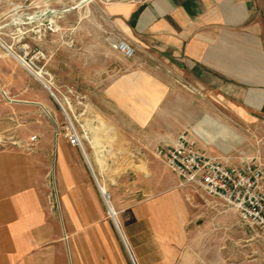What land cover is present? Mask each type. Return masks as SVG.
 <instances>
[{"label": "crops", "instance_id": "obj_1", "mask_svg": "<svg viewBox=\"0 0 264 264\" xmlns=\"http://www.w3.org/2000/svg\"><path fill=\"white\" fill-rule=\"evenodd\" d=\"M100 12L93 17L99 46L79 47L74 78L66 73L61 84L93 116L116 124L129 166L145 171H101L117 161L101 155L94 126L83 129L90 165L63 129L53 131V143L1 150L0 264H132L127 249L134 264H239L228 261L226 239L213 240L211 226L199 225L202 212L189 199L200 189L179 188L153 152L185 132L229 166L254 159L235 144V125L264 120V0H136ZM116 40L130 44L134 57L118 53ZM29 102L57 115L42 94Z\"/></svg>", "mask_w": 264, "mask_h": 264}, {"label": "rangeland", "instance_id": "obj_2", "mask_svg": "<svg viewBox=\"0 0 264 264\" xmlns=\"http://www.w3.org/2000/svg\"><path fill=\"white\" fill-rule=\"evenodd\" d=\"M79 2L80 0H0V40L7 46L19 47L20 44L12 37L14 29L12 19L20 18L22 21L24 18L33 17L37 23L24 26L23 29L19 28L26 34L24 43L46 54L48 57L46 68L53 76L55 89L62 93L66 90L61 84L65 74L67 73L68 79H73L75 75L76 50L79 47L99 46L97 43L99 35L96 33L99 23L93 22V17L101 14L103 5L82 8L78 7ZM44 20L55 22L56 33L46 34L43 31L37 33L42 28ZM102 44L105 46V43ZM0 49V151L23 150L33 144L53 143V131L56 129L54 121L60 127L65 125L60 109L49 93L32 79L30 81L10 60L12 58L7 56L1 47ZM2 92L8 93L13 102L6 100ZM37 94H42L55 106L57 111L55 117L47 115L39 106L30 104L29 101ZM83 105L78 106L76 102H72L71 108L77 116L79 125L99 127L100 134L95 138H98L101 155H105V158L113 162L115 159L117 161L113 167L101 168V171L103 169L107 176H119L129 168L136 172L145 171L143 167L129 166L130 152L125 142L119 141L115 136L116 124L102 115L99 118L93 116V110L85 100ZM82 113L83 115L78 117ZM67 114L69 115L68 112ZM70 118L73 123L72 117ZM216 121L222 124L229 123V120ZM235 128L237 130L235 144L243 151L252 150L255 153L253 159L255 163L264 167V120H255L253 128L238 125H235ZM33 136L37 137V140L31 141ZM216 136L221 138V135L210 137L217 140ZM103 188L106 191L104 186ZM189 201L197 212H202L199 225L211 226V232L209 231L211 238L216 241L220 238L222 241L226 239L228 246L227 249H223L227 250L229 262L240 260L239 264H264L262 232L242 223L234 211L225 208L218 200L206 198L198 189H192ZM226 214L228 215L225 216ZM116 221L118 223L117 216Z\"/></svg>", "mask_w": 264, "mask_h": 264}, {"label": "built area", "instance_id": "obj_3", "mask_svg": "<svg viewBox=\"0 0 264 264\" xmlns=\"http://www.w3.org/2000/svg\"><path fill=\"white\" fill-rule=\"evenodd\" d=\"M127 1L136 0H80L79 4L82 3L81 6L106 5ZM35 23L37 22L33 20V17L24 18L22 21L20 18L12 19L11 24L14 27L12 37L20 46L13 48L0 40V47L33 81L42 88H48L49 95L61 113L63 112L65 116H67L66 112L70 114L73 123L69 118L65 119L64 116V126L60 127L54 121L55 135L60 129H63L68 143L78 148L86 160L83 139L87 140V136L83 134L84 126L79 125L74 110L73 112L71 110L72 102H76L78 106H84L83 100L71 88H66L63 93L57 91L54 87L53 76L46 68L48 63L46 54L24 43L26 34L21 32V29ZM41 27L37 33L41 31L48 34L56 33L55 22L52 20H44ZM114 42L113 48L122 56L127 59L134 57L135 49L130 44L124 40ZM82 115L83 113L78 117ZM35 140L37 137L33 136L31 141ZM153 155L162 161L168 170L178 176L179 188L186 189L192 186L199 188L209 197L218 200L225 208L234 211L242 223L256 228L264 234V167L256 164L253 159H245L238 166H229L222 159L210 157L197 149L195 143L189 139L185 132L179 133L172 143L156 147ZM93 177L100 190V184L94 175ZM101 195L108 210L107 202L110 197L104 192H101ZM108 213L119 231L116 218L110 214L109 210ZM127 253L134 264L128 249Z\"/></svg>", "mask_w": 264, "mask_h": 264}, {"label": "bare ground", "instance_id": "obj_4", "mask_svg": "<svg viewBox=\"0 0 264 264\" xmlns=\"http://www.w3.org/2000/svg\"><path fill=\"white\" fill-rule=\"evenodd\" d=\"M118 3V2H117ZM127 3V2H126ZM82 4V3H81ZM81 4H79V6H81ZM124 4V3H123ZM11 58V57H10ZM48 93H49V91H48V88L47 87H43ZM2 95L4 96V98H7L8 97V93H6V92H2ZM34 105H37V106H39L38 104H34ZM47 115H49L50 116V113H49V111H47L45 108H43L41 105L39 106ZM71 110H72V108H71ZM73 112V111H72ZM62 114H63V116L65 117V119H67V118H69L70 119V121H71V123H72V120H71V116L69 117V115L67 114V112H66V115L67 116H65V114L62 112ZM220 136V135H219ZM87 159V162L89 163V165H90V162H89V159H88V157H86ZM86 162V161H85ZM100 191L101 192H104L105 194H107L106 193V191H105V189L103 188V186L102 185H100ZM107 205H108V210H109V212H110V214L111 215H113L115 218H116V213H115V210H114V208L111 206V204H110V200L107 202Z\"/></svg>", "mask_w": 264, "mask_h": 264}]
</instances>
